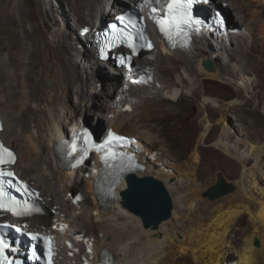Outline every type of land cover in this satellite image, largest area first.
Segmentation results:
<instances>
[{
  "label": "bare ground",
  "instance_id": "1",
  "mask_svg": "<svg viewBox=\"0 0 264 264\" xmlns=\"http://www.w3.org/2000/svg\"><path fill=\"white\" fill-rule=\"evenodd\" d=\"M104 1L106 0H61L58 10L56 4L54 5L49 0H41L38 5H35L33 0H0V49L9 55V60L6 62L8 71L0 66V111L4 126L6 125L3 133L7 144L16 149L14 142L21 143L20 145L26 149L25 154L19 151L20 158L17 163L19 171L23 173L25 178L38 181L37 187L41 194L45 198H51L53 204L60 205V214L65 212L68 215V209H73L72 214L80 211L81 216L90 220V212H95V227L103 234L101 240L95 238L94 232L89 234L95 238V251L101 253L107 249L113 254L118 264H179L178 253H180V257L184 258L185 264H264V186L254 178L255 170L264 172V163L258 158L264 154V146H258L248 137H245V132L242 133L244 137L240 139L242 141L240 146L233 147L231 139H228L232 135L229 118L233 114H226V111L231 112L232 108L245 104L243 102L245 98L241 100L235 98L223 110L221 120L224 125L223 132L215 144L219 150L235 157L244 165L245 169L241 180L235 183L238 191L236 194L225 198L224 204L221 206L219 204L218 208L215 209L211 205L214 210H210L211 212L209 215L206 214L204 219H200L201 214L197 220L189 218V211H193L195 204H199L201 194L206 191L204 187L198 184V169L194 165L189 170L185 168L186 165L184 167L170 166L167 165L166 161L161 160V151L165 157L170 153V149L165 146L161 136L154 133L153 122L158 117L162 120L170 119V111L162 110L160 112L153 107L139 113L140 107L128 102L123 105L126 108L122 111L121 109L120 111L117 110L121 107L120 105L114 108L112 106L113 109L109 112L106 122L109 123V127L114 128L117 132L138 138L134 151L145 169L137 171V173L162 180L174 199L173 193L183 195L182 204L179 203L178 198L171 219L161 223L156 230L148 228L142 218L123 205L124 197L121 195L129 187L125 181L126 176L114 192L116 199L107 209H102L94 198L95 181L92 177L88 179V185L90 184V192L93 193L96 207L77 208L72 204V201L67 202L66 198L72 192L71 187H76L73 182L78 174L67 171L61 166V160L56 155V146L60 144L61 139L69 138L71 131L81 127V123L87 115L86 108L91 111L90 114L94 116V119H98L96 115L99 113L100 119L103 120L107 106L98 100L102 93L95 92V90L99 89L98 86L104 81L103 79L111 84L117 83L120 79L104 73V67L107 66L97 64L95 50L88 42V49L86 50L84 47L85 40L80 36H75L70 24L68 25L66 22L74 12L76 18L72 25L80 28V30L78 29L80 33L91 26L85 18V11L90 10L93 17L95 13V19L97 17L95 24L99 25L101 21L105 22L110 19L116 8L124 6L123 4L130 0H123V3L120 0H107L106 5H104ZM114 1H117V5L112 10L111 3ZM222 1L227 2L229 0ZM240 1L243 4L236 0L235 9H242L243 6L248 10L256 7L264 8V0ZM213 3L217 9L223 11L220 4L218 5L214 0ZM42 8L51 11L54 17L53 29L58 30L57 35L59 34L56 40L49 38L39 23V19L43 18ZM241 13L242 10L237 14L238 18H242ZM205 14L212 17L214 10L205 11ZM82 22L85 24L82 25ZM229 26L231 29L232 25L229 24ZM230 29L224 35H212L211 37L205 33H199L193 45L186 50H167L164 48L163 41L158 38V44H160L158 61L162 63L160 69L164 72H173L176 75V81L174 83H162V79L158 74H155L152 77L155 85L150 82L147 86L148 91L152 94L149 100L157 101L162 98V95L157 92L158 89L166 93V99L173 102H179V98L184 94L204 98L206 94L205 84L209 80L236 86L234 76L226 72L224 68L233 65L228 56L233 51L234 39L250 38L248 36L251 35V32L248 34L247 31L239 30L238 27H235L236 32H232ZM157 36V34H153L151 37L154 39ZM219 38L225 40L222 42H224L225 50L228 53L223 57L226 60L223 58V60L221 58V60H217L214 56L215 53L219 54L218 57L222 55L218 51L223 47H220ZM1 50L0 58L4 54ZM152 50L154 49H149L147 54L152 53ZM205 60L213 61L216 71H207L204 67ZM150 65L152 66L151 61L142 60V57L138 60L140 69L150 70L152 69ZM80 66L88 75L87 80L82 77ZM90 66L92 68L95 66L99 75H96L95 72L91 73ZM11 69H14L15 76L11 73ZM51 73L60 82L52 93L47 92L42 87L44 77ZM137 79L133 78V80ZM79 83H82L83 87L76 89V84ZM88 83L91 85L86 90ZM145 86L146 83L144 82L140 86H130L129 90H139ZM146 92H140L137 97H141ZM66 93L69 95L76 93L80 99L72 108L74 111L72 116L60 108V101L65 99ZM103 94L111 96L109 93ZM6 97L8 98L6 99ZM219 102L217 99L212 101L210 98L209 100V103L214 104L216 108L220 106ZM79 107L84 112L76 118V122H73L74 116L77 115L76 109L78 110ZM4 113L7 116L6 122H4ZM206 120L208 126L200 138V144L206 141L209 132L215 127L208 120V117ZM150 127L151 129H149ZM70 128L72 129L70 130ZM158 145H160L159 149L156 148ZM244 145L245 148L241 149ZM22 160H25L27 164L31 160L26 170L24 167L20 168ZM193 160L196 166L201 163V155L198 149L193 154ZM250 160H256V162L252 163ZM32 175L35 176L34 179L31 178ZM52 183L64 186L62 187L64 198L62 202L57 201L55 197L57 192L50 187ZM255 193L262 195V198L257 200L254 197ZM255 201L257 207L252 205ZM72 214L66 215V217L70 218ZM193 214L194 211L191 215ZM246 216L249 217L252 228L247 230L246 243L238 251L237 260H234L226 251L228 250L226 246L233 244L229 233L234 225L245 221ZM78 218L76 216L71 220L68 219V221L73 228H78V232H81L80 229L86 226H79L78 223H74ZM186 220H188L187 224H185ZM38 221H41V224H48L49 218L45 217ZM88 225L89 228L94 229L93 223H88ZM256 239L261 242L259 247L255 245ZM122 247H128L123 256L121 253L125 248ZM83 249L81 248V251ZM69 261L72 263V260ZM78 262L76 261L74 264Z\"/></svg>",
  "mask_w": 264,
  "mask_h": 264
},
{
  "label": "rangeland",
  "instance_id": "2",
  "mask_svg": "<svg viewBox=\"0 0 264 264\" xmlns=\"http://www.w3.org/2000/svg\"><path fill=\"white\" fill-rule=\"evenodd\" d=\"M33 1L35 5L36 4L38 5L41 0H33ZM49 1L52 2L54 5L56 4L55 5L56 9L58 10L60 9L61 0H49ZM214 1L218 5L219 4L221 5V3L224 2L222 0H214ZM237 1L240 4H243L242 1L240 0H237ZM120 2L123 3L124 1L120 0ZM235 2L236 0H229L227 2H224L226 4V7L223 8V14L228 17V22L229 24L232 25V28H231L232 32H236L235 27L236 28L238 27L239 30L247 31L248 34L251 32V35L248 36L250 38H247V39H243V38L234 39V43H232L233 51L232 53H230V56H228V58L232 61L233 65H231V67L230 66L225 67L224 69L226 70V72L234 75L235 70L233 68L241 64L244 66L246 71L255 72V74L258 76L260 80V85L264 89V8L256 7V8H253L252 10H250L251 8H249L248 10L246 9V7L242 5L243 8L242 9L240 8L238 10L234 8ZM106 3H108L107 0L104 1V5H106ZM241 10H242V13H241L242 18H238L237 14ZM42 16L43 18L39 19V23L42 29L47 33L49 38L56 40V37L59 36V34L57 35L58 30L53 29L54 17L51 11H49L46 8H42ZM95 16H96L95 13H94V17H93V13L91 15L90 10L85 11V18L88 20L91 26L95 25V21L97 20V17L95 19ZM112 17L113 15H111L110 18ZM75 18H76L75 13L72 12L71 17L68 19L66 23H68V25L70 24V28L72 29V31H74L75 36H80L81 35V32L79 33L80 28L72 25L74 23ZM82 23H83L82 25L85 24V22H82ZM3 37L5 38V35ZM151 39L153 42L154 50H152V53L150 54L146 53L143 56L142 60L151 61L152 66L150 65V67H152V69L150 70L149 69H138L139 72H141L140 75L145 77L144 82L146 83V86L139 90H129L130 88L129 86L127 87L128 89L127 88L122 89L121 92H119L120 94L117 95L118 91L116 90L117 89L116 87L119 84V81L115 84H111L106 79H103L104 81L99 84L98 86L99 89L95 90V92H98L100 94L102 93V95L98 97V100H101V103L107 106L106 110L104 111V118L103 120H101L99 117V113H98L96 115L98 119H94V116L90 114L91 111H88V108H86L85 110H86L87 115L84 117L85 121L90 122L92 127H94L96 124V127L100 131V133L101 132L105 133L106 129L110 126L109 123L106 122L109 117V112L112 111L111 109H113L114 107L118 105H120L121 107H119V109L117 110L120 111L121 109L122 111L123 109L126 108L123 105L126 104L127 102L131 104H135L136 106L140 107L139 113L152 109L153 107L159 110L160 112L162 110L164 111L169 110L170 119L162 120V119H159L158 117L153 122L154 133L157 135H160L161 140H163L165 146L168 149H170V153L166 155L165 157L163 155V151H161V154H160L162 156V157L160 156L162 158L161 160L166 161L167 165H170V166L184 167L186 165L185 168H187L188 170L194 165L198 169L197 170L198 175H199L198 184L204 187L206 191H208L212 186H214L217 183L219 172L224 173L230 182L234 184L236 182H239L241 180L243 171L245 169L244 165H242L238 160H236L235 157H232L228 155L227 153L223 152L222 150H219L217 147H215V144L220 139L219 137H221L222 132H223L224 125H223V122H221L223 118L222 117L223 112H224L223 110L228 107V104L230 102H232L238 95H240L237 89L232 84L227 85V83H222L221 81H216V80L210 81L209 80L205 84L206 94L204 98L201 96H197V95L189 96L188 94H184L183 96L179 98V102H173V101L166 99L167 98L166 93L161 92L162 90L158 89L157 92H159V94L162 95V98L157 101L152 100L154 102L150 101L149 99L150 97H152V94H150V92L148 91L147 86L149 85L150 82L153 84L152 77L155 76V74H158L160 79H162V83H166V82L174 83L176 81V75L173 72L161 71L160 68H162V63L158 61L160 57L159 56V45L160 44H158L157 37H155L154 39L151 37ZM216 41L218 42V40ZM219 41H220V47L223 46L224 48L222 47L218 50L220 54H222L220 57H218L219 56L218 53L214 54L217 60H219L220 58L222 59L225 56V54L228 55L227 51L225 50V45L223 44L224 42H222L225 40L219 39ZM87 46H88L87 42L86 43L84 42V47L86 48V50L88 49ZM1 52L4 54L2 55V58H0L1 59L0 66L3 67L4 70H7L6 62L7 60H9L8 59L9 55L4 50H1ZM80 69H82L80 70V72L82 73V77H84V79L87 80L88 75L85 73V71L83 70L81 66H80ZM90 72L91 73L95 72L96 75H99L98 74L99 72L95 66H93V68L92 66H90ZM105 72L109 76H112V73H110V69L108 67L106 68L104 67V73ZM11 73L14 75V69L12 70ZM50 80H51V84L49 85ZM58 84H60V82L53 73L46 75L42 81V87L47 92H50V93L53 92V90L58 86ZM90 85L91 84L89 83L86 84V90L90 88ZM153 85H155V83ZM76 87H75L76 89H81L83 87V84L82 83H79L78 85L76 84ZM119 87L121 88V86ZM143 91L144 92L147 91L146 94L142 95L141 97H137V94ZM103 93H109V95L111 96H106ZM7 98L8 97H6V99ZM210 98L212 101H214L215 99L220 101L219 102L220 106L218 107L220 109L216 108L214 104L209 103ZM65 99L60 101L61 102L60 108L66 110V113L68 115L71 114L70 116H72L74 112L72 108L80 100L79 96L76 95V93H71L70 95L66 93ZM76 111H77V115L76 117L74 116L73 122H76V118H78V116H80V114L84 112V110H81V107H79L78 110L76 109ZM226 112H227L226 114L230 113L242 119L241 120L242 127L244 128L245 132L246 131L248 132L247 134L248 138L253 139V140L263 139L264 137V117L254 107L253 103L250 102L243 106H236L232 108L231 112L230 111L229 112L226 111ZM207 117H208V120L212 124L215 125V127L213 128L212 131L209 132L206 138V141L200 144V138L208 126V121L206 120ZM6 120H7V116L4 113V122H6ZM229 120H230L229 123H232L233 117L231 116ZM149 129H151V127ZM14 144H16V149L18 150V153L19 151L22 154L26 153V149L23 145H20L21 143L17 144L14 142ZM156 148L159 149L160 145H158V147ZM197 149L199 150L200 155H201V163L198 164V166L194 164V160H193V154ZM28 164L25 162V160L24 161L22 160V162H20V168L24 167V169L26 170V167L28 166ZM254 173H255L254 178L257 181L259 180L258 182L262 184V186H264V172L255 170ZM31 178L34 179L35 176L32 175ZM34 182L36 183V185L38 184V181L36 179ZM60 182L61 180L59 181V183ZM73 183L76 185V187H71L72 192L70 193V195L78 193V192L84 195L85 201L82 204V208L87 209L93 206L96 207L95 202H94L96 198L94 195V198H95L94 200L93 195H92L93 193L91 194L90 192V188H89L90 184L88 185V179L77 177L74 179ZM73 183L71 182V184ZM68 184L71 185L70 183ZM50 187L56 190L57 195L55 197L57 198V201L62 202L64 200L63 193H62L63 192L62 187L64 186H60V184L58 183H52ZM206 191H203V193L201 194V201L199 202V204H195V206L193 207L194 214L191 215L193 211H189V214H190L189 218L197 220L198 216L201 214L200 219L201 218L204 219L205 218L204 216H206V214L209 215V213L212 210H214L213 207H215V209L218 208L219 204L220 206L224 204L223 200L225 198L236 194L238 191V188L235 193L229 196L223 197L221 199L215 200L214 202L204 196ZM173 195L176 199L175 200L173 198L174 206L175 204L177 205L178 198H179V203L182 204L183 195H178L174 193ZM55 197L53 196L54 200H56ZM254 197L257 200H259L260 198H262V195H259V193H255ZM256 201L252 203L253 207L257 205ZM211 205H213V207ZM72 210L73 209H68V215L65 212L63 214H65V216L66 215L69 216L70 214H72ZM76 216L79 218L76 219L74 223L76 224L78 223L79 226L80 225L86 226L80 229V230L85 231L86 236H89L90 232H94L96 239L101 240L103 238V234L98 231V229L95 227V224H94L95 223L94 221L96 218L95 212H90L89 214L90 220H88L87 218H84V216H81L80 212L72 214V217H70L69 219L71 220L72 218ZM88 223H93L94 229L89 228ZM187 223H188V220H186L185 224ZM233 227L234 228L229 233L230 240L232 241L233 244H228V246H226V249L228 250L226 251H228V255H231L234 260H237L238 251H240L245 245L244 243H246L247 236H248L247 230L252 228V224L250 222L249 217L246 216L245 221H243L242 223L236 224ZM75 229L79 231L78 228H75ZM122 248L123 249L125 248L124 250L122 249L123 251L121 255L123 256L124 253L128 250V247H122ZM177 256H178L179 264H185L184 258L180 257V253H178ZM65 264H74V263H71L68 260Z\"/></svg>",
  "mask_w": 264,
  "mask_h": 264
},
{
  "label": "water",
  "instance_id": "3",
  "mask_svg": "<svg viewBox=\"0 0 264 264\" xmlns=\"http://www.w3.org/2000/svg\"><path fill=\"white\" fill-rule=\"evenodd\" d=\"M204 67L207 71H216L213 61L205 60ZM51 80L49 81V85ZM244 92L240 99H244ZM94 135L95 131L88 125ZM145 169V167H144ZM129 187L123 196V205L129 211L133 212L145 223V226L151 229H158L160 224L171 219L174 210V200L169 193L164 182L153 176H142L137 172H131L125 177ZM237 191L234 183L230 182L222 172L218 173L217 183L206 193L205 197L215 201ZM255 245L259 247L261 242L256 239Z\"/></svg>",
  "mask_w": 264,
  "mask_h": 264
},
{
  "label": "snow or ice",
  "instance_id": "4",
  "mask_svg": "<svg viewBox=\"0 0 264 264\" xmlns=\"http://www.w3.org/2000/svg\"><path fill=\"white\" fill-rule=\"evenodd\" d=\"M195 2V0H169L167 3V17L165 19L158 20V23L160 24L161 31L166 33L167 35H171V32L173 30L177 32H181L184 30L185 27L193 28L195 30L199 29V26L203 24V21L200 19H197L191 12L192 4ZM204 3H208L209 0H203ZM155 11V9H153ZM117 19L123 21L124 17L120 16ZM223 21H221V24ZM113 28L116 26L113 25ZM129 47H132L131 44H129ZM150 47V45H149ZM135 51V49H133ZM121 62H124V58H121ZM109 139H114L117 141L124 140V137L120 136H114L113 133L109 132L108 134ZM107 143V141H106ZM16 163L15 154L10 149L6 148L3 144H0V166L3 165H13ZM8 176L14 178V173L11 171H3L2 167H0V176ZM26 190V189H25ZM3 190L0 188V209H5L7 211H11L13 215H22L23 213L18 211V205L14 201H9L6 205L3 202ZM78 199V198H77ZM17 231H21L20 228L16 229ZM32 239H43L45 244L49 246V256L51 254L50 251V238L48 237H38L36 234L32 236ZM7 247V245L3 242V240H0V257H3L4 249ZM0 264H6V258L4 260H0ZM49 264H51V261L49 259Z\"/></svg>",
  "mask_w": 264,
  "mask_h": 264
},
{
  "label": "built area",
  "instance_id": "5",
  "mask_svg": "<svg viewBox=\"0 0 264 264\" xmlns=\"http://www.w3.org/2000/svg\"><path fill=\"white\" fill-rule=\"evenodd\" d=\"M233 69L235 70V74L233 76L237 85H232L237 89L240 95L242 92H244L245 94V100L243 101L245 102V104H242L241 106L251 102L253 103L254 107L259 111V113L264 117V89L260 85V80L258 76L253 71H246L244 66L241 64H239ZM240 95H238L236 98L240 99ZM232 117L233 122L230 123L232 135L229 136L228 139H231V144L233 147H235L237 145L240 146V143L242 142L240 139L244 137L242 133H244L245 131L242 127V119L234 115ZM247 134L248 132L246 131L245 137H247ZM250 140L256 143V145L258 146H264V137L262 140ZM244 148L245 145L241 149ZM258 158L262 163H264V154L262 156H259ZM250 162L255 163L256 160H250Z\"/></svg>",
  "mask_w": 264,
  "mask_h": 264
},
{
  "label": "clouds",
  "instance_id": "6",
  "mask_svg": "<svg viewBox=\"0 0 264 264\" xmlns=\"http://www.w3.org/2000/svg\"><path fill=\"white\" fill-rule=\"evenodd\" d=\"M95 133H96L97 137H99V136L102 134V132L100 133V131H99V132L96 131ZM98 135H99V136H98Z\"/></svg>",
  "mask_w": 264,
  "mask_h": 264
},
{
  "label": "flooded vegetation",
  "instance_id": "7",
  "mask_svg": "<svg viewBox=\"0 0 264 264\" xmlns=\"http://www.w3.org/2000/svg\"><path fill=\"white\" fill-rule=\"evenodd\" d=\"M87 124H88V125H91L90 122H88V121H87ZM98 136H99V135H98Z\"/></svg>",
  "mask_w": 264,
  "mask_h": 264
}]
</instances>
